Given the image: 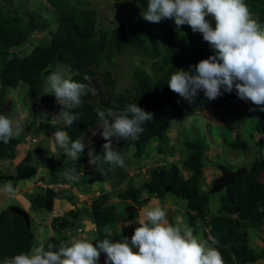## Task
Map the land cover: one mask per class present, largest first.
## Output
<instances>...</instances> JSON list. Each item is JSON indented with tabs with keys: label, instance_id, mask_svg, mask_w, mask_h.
<instances>
[{
	"label": "trees",
	"instance_id": "trees-1",
	"mask_svg": "<svg viewBox=\"0 0 264 264\" xmlns=\"http://www.w3.org/2000/svg\"><path fill=\"white\" fill-rule=\"evenodd\" d=\"M132 1L137 7L125 11L126 22H120L111 30H107L100 28V23L96 20L97 11L89 8L83 0H46L44 4L38 0H0L1 88L15 89L19 84L23 85L26 89L33 91L31 97L33 99L36 93L34 90L40 87L45 75L52 72L55 67H62L70 75L69 78L86 84L91 89L81 97L82 103L78 107L70 109L80 118L70 127L60 121L62 130L69 134L71 140L81 137L87 128L98 125L96 109L111 108L113 111H122L130 103H136L143 110L153 113V119L142 125L144 130L135 140L143 138L161 124L162 114L173 111L186 101L168 88L167 82L170 76L179 69L190 71L191 66L213 54L208 47L196 48L192 40L180 37L177 30H183L185 25L177 28L174 21L170 19L160 22L161 37L154 30V23L147 22L141 15L146 8L147 0ZM245 2L252 15L260 23H264V0H245ZM26 3L31 5L34 3V5H30L29 10H26L23 8ZM35 33L44 34L39 39L45 40V43L34 44L27 48L28 41ZM186 39L195 47L193 51L184 47L183 43ZM21 48L29 49V51L21 55L22 50H19ZM123 53L137 54L151 61L150 68L153 76L151 78L145 71L135 68L131 74L129 87L118 92L113 90L115 81L111 73L108 70H100V66L106 64L109 68L114 67L113 63ZM101 86L103 89L100 88ZM93 90L98 91L95 96L92 94ZM102 92L103 97H101ZM222 93L223 96L215 103L216 109L225 103L227 98L238 97L235 89L231 93H225L222 89ZM1 95L0 93V114H4V100ZM252 106L256 108V112L254 120L253 117H249L254 122L247 136L248 140L237 130L233 134L228 130L229 142L224 139L222 141L231 150L237 149L244 152L248 148V142H252L257 148L261 146L254 142L253 136L256 134L264 137V111L260 110L262 106L254 104ZM44 107L45 113L52 112L56 116L62 110L60 105L54 103L51 94L46 96ZM30 115L32 119L36 118L32 111ZM30 122L29 127L24 128L26 133L31 132L33 128V121ZM166 128L167 126L162 128L161 134ZM116 140L118 145L126 141L131 144L134 141L122 138ZM105 142L102 137L99 140H93L92 151L102 155V145ZM17 144L16 138H12L8 144L0 142V160L12 159ZM183 145L185 150L180 156L179 163L182 168L190 171L188 179L180 180L173 164L164 168H154L149 171V180L142 183L140 187H128L116 193L115 197L119 201H128V204H122L123 207L126 205L127 209L122 208L118 212V207L103 201L91 205L86 212L89 222L95 226L96 234L88 240L94 245L97 240L105 238L113 242L122 240L125 238L123 230L121 226L119 228L115 226L119 222H129L139 216L142 211L140 192L145 191L148 198L152 196L162 198L164 189L167 188L169 194L184 202L185 225L193 230V235L204 240L212 236L218 241L213 246L222 254L224 264H254L259 260V255L252 249L247 231L264 226V158L252 160L247 164L246 172L242 176L234 179L230 185L218 193V205L214 212L210 213L208 191H202L200 188L202 169L205 164L204 151L208 148L207 140L197 135L191 140L187 139ZM113 147L115 148L116 145ZM139 148L135 150L134 158L141 160ZM61 151L64 154L60 155L58 163L52 164L47 161L52 173L58 171V166L62 165L61 160L64 159L65 152L63 149ZM34 153L27 151L24 157L14 165L16 174L32 166L31 157ZM38 155L44 156L41 153ZM86 159H88L87 153L82 152L79 159L73 161V166L78 168L79 164L84 163ZM66 163L71 162L67 160ZM111 171L109 166V172ZM114 173L111 178L118 175V171ZM39 191L28 198L31 206L35 209L49 210L53 195L44 194L42 189ZM133 205H136V208ZM69 216L74 219L76 215L70 211ZM58 220L53 218L50 222L54 235L43 242L46 250L49 244L58 248L62 242L67 241L59 232V227L63 225L61 222L58 223ZM106 228L109 229L108 232H105ZM134 229L132 228L131 235L127 237L129 240ZM37 243L38 239L31 234L30 228L26 229L18 215L8 212L7 208L0 211V264H3L5 258L30 252L34 246H38ZM105 255L101 253L100 257ZM98 262L99 260L97 264Z\"/></svg>",
	"mask_w": 264,
	"mask_h": 264
},
{
	"label": "clouds",
	"instance_id": "clouds-1",
	"mask_svg": "<svg viewBox=\"0 0 264 264\" xmlns=\"http://www.w3.org/2000/svg\"><path fill=\"white\" fill-rule=\"evenodd\" d=\"M141 15L144 20L150 23H160L165 19H170L174 21L177 28L188 25L193 33L198 32L202 34L203 40L209 44L214 52L209 58L203 59L198 64L191 66L190 71H185L183 69L176 70L167 82L168 88L172 92L189 102L194 101L199 93L203 92L204 97L209 101L213 100L212 105H214L223 96L222 89L225 93H231L235 89V94L239 99L233 101L231 99L237 97L227 98L226 102H240L241 100L250 101V108H248V111L252 112V117L256 112V108H254L252 104L262 106L260 110L264 111V23H260L253 17L245 0H147L146 8L142 11ZM209 16L215 21L214 28L211 22L206 19V17ZM60 68L62 70L64 69L62 67ZM55 69L57 70L55 71ZM45 77L46 94L36 92L34 98L29 100L30 106L28 109L36 115L33 121V128L35 129L37 125H40L41 129L39 132H47V134L35 133V135L31 137V132L26 133L24 131L26 126H22L19 121L10 119L6 114H0V142L8 144L12 138H15L13 136L21 133L23 141H27V143H25L26 147H24L23 150H26L29 144L31 146L27 148V151L32 148L29 152H35V155L32 154L31 157V167L35 169L34 174L36 173V168L39 169V165H36L32 160L39 157L37 153L39 152V147L44 149L49 146L52 148L50 152L44 149L47 155L52 153L56 155V160L51 156L52 162L49 161V163L52 164L58 163L60 155L63 153L61 149H63L65 154L70 158L64 156L61 163L64 162L67 165L68 163H66V161L69 160L71 162L70 169L65 170L62 174L63 181L61 182H48L43 184L39 176L37 181H33L25 188L28 190L31 186H34L33 188L42 189L44 194L53 195L49 210L38 209L48 212L47 214L49 215V217L45 218L47 220V223H45L47 226L43 225L45 229V238L37 237L38 246H34L30 252H22L10 258H5L3 264H97L98 260V264H224L222 254L213 246L218 243L214 237L209 236L207 240L197 238L193 235V230L182 223L180 217H177L174 223H170L167 219L166 212L169 213L177 210H175L173 206H168L166 204L155 206L151 203L152 205L145 206V201L152 202V198H157L156 196L146 197L145 191L140 192V209H142V211L139 216L129 222H122L127 224L131 229L133 228V221L137 220L138 226L134 225V233L130 240L127 237L131 235L132 231L126 234L124 230L125 238L120 241L113 242L111 239L105 238L103 240H97L94 245L92 241L88 240V238H92V236L96 234V230L94 224L89 222L88 213L86 211L90 209L91 205L98 201L109 203V197H105L106 193L99 190H95L94 193H89L87 189L82 192L78 191L76 186H72L68 183L66 185L63 184L64 180L78 182L82 175H87L90 180L89 183H91L93 177H101L102 175L101 170V174L98 176H90V174L93 175L94 166L100 161H103L109 166L116 165L124 167V158L117 148H128L132 145L131 147L137 150L143 143L140 144L138 148H135L133 142L137 141L135 139L143 132L144 129L142 125L153 119V113L143 110L138 107L136 103L127 104L122 111H113L111 108L107 110L98 108L96 109L98 125L87 128L81 137L76 140H71L69 134L62 130L60 121H62L65 126L70 127L80 118L79 115L73 114L70 109L78 107L82 103L81 97L86 95L91 89H89L86 84L76 82L66 77L65 73L56 67L48 75H45ZM50 94L53 96L54 103L60 105L62 108L57 116L52 112L45 113V98ZM217 97L220 98L218 99ZM4 106L3 108L6 112L7 109H10L11 102H4ZM203 107L204 106L196 107L199 109L194 111L204 110ZM204 108H210V106ZM20 115L22 117L24 113H20ZM35 122L38 123L35 124ZM89 130H96L100 137L87 136L88 138L86 140L88 143L89 141L91 142L92 148L90 151L85 152L88 155V159L84 161L82 171L79 172L77 168L73 166V161L78 160L80 154L84 152L85 143L82 140L85 134H88ZM229 132L231 133V131ZM26 135L30 138L26 137ZM255 136L257 135L254 134L253 139ZM101 137L106 142L102 145L103 154L98 155L92 151L93 140H99ZM27 138L32 142L28 143L29 141ZM113 138L132 139L134 141H132L131 144L129 141H126L129 142V145L124 147L125 142L122 145H118L117 140H113ZM112 141H115V143L113 144ZM23 145L24 143L22 146ZM113 145H116V147L114 148ZM232 151H235V156H240V154L246 152L237 149ZM14 153L15 152H13L12 159L0 160V166L3 163L12 162L15 159ZM151 157L152 156H150L149 160ZM159 158L160 156H158L157 159ZM157 159L155 158V160ZM149 160L141 159L135 163V166H125L123 173H127L125 174L126 178L119 181L114 188L110 189L115 190L121 188V186H117L124 184L126 179L128 180L130 177H135L134 175L136 174L135 178L138 179L140 176L138 173L141 172L140 174H143L144 170H147L145 174L146 177L141 180L138 179L140 185L137 186L140 187L142 183L149 180V171L151 169L164 168L169 164L175 165L180 180H186L190 176V171L182 168L180 164L178 165L179 167H177L176 163H171L167 160V164L161 163L149 166ZM144 161H148V163L143 165V170L137 169L136 167ZM16 163H14V165H16ZM14 165L11 166L14 173L7 174L6 176L18 175L14 170ZM60 166L61 168L59 169ZM210 166L218 172L217 176L209 179V181L211 180L210 187L212 181L221 175L217 166H222L230 171H235L238 168H245L246 170V166L237 167L236 169H229L221 164ZM132 168L134 169L132 170ZM180 168L184 171L180 170ZM58 169L62 171L63 166L59 165ZM108 173L110 179L109 167ZM0 176L1 179H5L6 177L3 176L1 172ZM53 177L55 178V176ZM100 177H98L96 182H103L99 181ZM12 181H4L0 184V196L12 199L15 197L16 193L21 192L26 194L28 192L25 191L24 188L17 191ZM206 186L204 185L203 167L202 181L200 183L201 190L205 191ZM166 189L167 188L164 189V194L168 193V189ZM32 194L35 193H29V197H31ZM60 196H63L67 203L62 205L63 210H53L55 203L62 201ZM73 197L76 198V202ZM119 202L128 204V201ZM122 204L123 203H121V205ZM126 207L125 205L123 208L127 209ZM133 207L136 208V205H133ZM183 208L185 209L184 206ZM70 211L75 213L76 216L74 219L70 218ZM184 212H182V214ZM27 216L29 225L26 229H29L30 218L28 214ZM53 218H58V223H62L63 226L59 227V232L67 241L62 242L58 248L55 245L49 244L46 250L43 246V242L54 235L50 225ZM80 218L85 220L84 223L86 225H90V230H88V227L83 229L77 224L76 221ZM63 220L66 221L62 222ZM119 224H121V222H119ZM120 228L122 230V227ZM108 231L109 229L106 228L105 232ZM101 253L106 255L100 257Z\"/></svg>",
	"mask_w": 264,
	"mask_h": 264
},
{
	"label": "rangeland",
	"instance_id": "rangeland-1",
	"mask_svg": "<svg viewBox=\"0 0 264 264\" xmlns=\"http://www.w3.org/2000/svg\"><path fill=\"white\" fill-rule=\"evenodd\" d=\"M38 1H40L42 4L46 3V0H38ZM83 1L86 3V5L89 8H93L94 10L97 11L98 16L96 20L98 23H100L99 24L100 28L107 30H111L120 22H126L125 15L127 14H125V11L127 9H135L137 7L132 0L119 1V2L104 1V0H83ZM30 5L31 3H26L24 4L23 8L29 10ZM33 5L34 3H32L31 6ZM206 19H208L211 22L212 27L214 28L215 21L212 20L210 16L206 17ZM154 30L156 31L157 34L161 35L162 37V26L160 23H154ZM177 31L180 37L182 38L187 37L188 39L192 40V43L196 45V48L208 47L211 50L212 54H214L209 44L203 40L202 34L198 32L193 33L188 25H185L183 27V30H177ZM42 35L44 34L41 33L33 34L31 39L28 41L27 48L34 44L45 43V40L41 41L39 39ZM183 45L187 50L193 51L195 49V47L189 44L187 39L184 41ZM19 50H22L21 55L26 54L29 51V49H25V48H21ZM115 62L113 63L114 67L112 68H109V66H107L106 64H102L100 66V70H108L111 73L115 81L113 88V90L115 91L119 92L122 89L129 87L131 74L135 68H139L145 71L147 75L151 78L153 76V73L151 72L150 69L151 61L142 58L140 55L123 53V55L117 58ZM56 68L63 71L66 77H70L65 69L62 70L60 67H56ZM56 70L57 69H55V71ZM45 88H46V77L43 80L40 87L34 90V92H39L41 94L45 93ZM100 88L103 89L102 86ZM32 92L33 91L31 89L28 90L26 89L25 86L20 84L15 89L1 88L0 85V93L2 94L1 95L2 99L3 100L5 99L4 102L6 103L11 102L10 109H7V111L4 114H6L10 119L14 121H19L22 124V126L29 127V123H31L30 121H34V119L31 118L32 115H30V111L28 109V107L30 106L29 100H31V97L33 96ZM103 92L101 97L104 96ZM92 93L95 96L96 93H98V91L93 90ZM249 105H250V101L241 100L240 102H225L218 109H216L215 104L210 106V108L203 107L204 110H200V111H193L192 109L187 108L185 111H183L179 119L172 120L167 125L165 133L163 132L161 134L160 139L151 138L146 143H143L144 145L140 147V159L149 160L150 156H152L151 159L149 160L150 163L149 166L161 164V163L167 164V160H169V162L176 163L177 167H179L178 165L180 164L179 163L180 156L183 155V150H185L183 143L187 139L191 140L195 138L197 135L202 136L204 140L205 139L207 140L208 143V148H206V150L204 151V157H205L204 185L206 186L211 177L218 175V172H216L214 168L211 167L210 165L216 166L221 164L229 169H236L237 167L247 166V164H249L252 160L254 161L259 157L264 158V137L262 138L259 135L254 137L255 140L254 142L256 144L257 143L261 144V146L257 148L255 144L249 142L248 150L245 153L240 154V156H235L234 153L235 151H232L228 145L222 143L223 139L227 140L228 142L230 140V136H228L229 135L228 130L231 131L232 134L235 132V130H237V132L244 137H247L249 135V131L253 124L252 122H254L251 121V119L249 118L252 117V112L248 111V108H250ZM20 113H24V116L21 117ZM254 119L255 118L253 116V120ZM37 123L38 122H35V124ZM40 129H41L40 125H37L35 129L32 128L30 136L31 137L34 136L35 133L42 134L43 132L42 133L39 132ZM45 133L47 134V132H44L43 134ZM88 135L93 137H97V136L100 137V135L97 134L96 130H89L88 134H85L82 140L85 143L84 152L90 151L92 148L91 142L89 141L88 143V141L86 140L88 138L87 137ZM13 137L17 138L18 144L22 145L24 143V145L21 147L22 149L26 147L25 143H27V141L26 140L23 141V136L21 135V133ZM26 137L29 136L26 135ZM27 140L29 141L28 143L32 142L28 138ZM112 143L114 144L115 141H112ZM30 146L31 145L28 144L27 148H29ZM27 148L26 150H23L22 154L17 158V160L15 158L12 162L9 163L2 162L3 164H1L0 166V172L3 174V176L14 173V171L11 169V166H13L14 163H16L24 156L25 154L24 152L27 151ZM44 149H47V151L49 152L52 150V148L49 146ZM44 149L39 147V152H37V153L41 152V154L44 156L42 157L39 156L32 160L33 162L36 163V165H39V169L36 168V173L32 175L29 179L12 181L13 186L17 189V191L22 190V188L25 189L33 181H37L39 176L41 177V182L43 184L48 182L55 183V182L63 181L62 174L65 172V170L70 169V164L66 165L63 162L62 171L59 170L61 168L60 166L59 169H57L58 171L52 173L51 168H48L49 163L47 161L52 162L51 156H53V159L56 160V155L55 154L53 155V153L47 155ZM30 150H32V148ZM117 150L124 158V167L135 166V163L139 161L138 159L134 158L135 150L131 146L122 149L118 147ZM14 152H15L14 154L16 155L17 153H19V150L16 148L14 149ZM65 156L67 158H70L66 154ZM158 156H160L159 159H157ZM155 158L157 160H155ZM103 163L104 162L101 161L98 162L94 166L95 169L93 170V175L90 174V176L93 177L95 176V174L97 176L101 174V170L103 169V165H104ZM147 163L148 161L141 162V164L136 168L139 170H143L142 169L143 165ZM82 165L83 163L79 164L77 171L79 172L82 171ZM124 167L110 165V171L111 170L118 171V175L117 176L115 175L116 177L111 178L112 175L114 176L115 174L114 171H111L110 172L111 179H108L103 182L93 181L89 183L88 176L82 175L79 178L78 182L64 180L63 184L66 185L68 183L72 186H76L77 190L81 192L86 189L89 193H94L95 190L102 191L106 193L105 197H109L108 200L109 203H112L116 208L118 207L117 211L119 212L123 208V205H121V203L125 204V202H119L116 199L115 195L117 191L121 189H126L128 187L137 188L138 187L137 185H140L138 183V179L141 180L142 178H145L146 177L145 174L147 171L144 170L143 173L144 175L140 174L141 172L138 173L140 175L138 179L135 178L137 174L134 175L135 177H130L128 180L126 179V182L124 184L117 186V187L121 186V188L119 189H115V190L110 189V188H114L119 181L126 178L125 174L127 173L126 172L123 173ZM133 169L134 168H132V170ZM180 170L184 171L181 168ZM53 176H55V178ZM4 181H10V180H5L4 178H2L0 179V184H2ZM210 182L211 180L209 181V184L205 188V190L207 189V191L209 190ZM33 187L34 186H31V188H29L28 190L25 189V191H28L26 194L21 192L16 193L15 197L12 199H8L5 198L4 196H0V211L4 208H7L10 205L20 207L23 211H25L29 215L31 234L36 238L37 237L45 238V234H44L45 229L43 225L47 226V224H45L47 223V220L45 218L49 217V215L47 214L48 212H45L44 210L33 209V207L31 206L30 200L28 199L29 193L40 192L38 188H33ZM217 196L218 193L209 195L208 209L210 213L214 212V209H216L218 205ZM73 198L74 201L76 202L77 201L76 198L75 197ZM60 199L62 201L55 203L53 210H57V211L63 210L62 205L67 202L63 196H60ZM151 201L152 202L145 201L144 202L145 206L152 204H154L155 206H161L162 204L173 206L177 211H173L169 213L165 211L167 213L168 221L170 223H174L176 218L180 217L182 223L185 224L186 210L183 208L184 204L182 201L176 200L174 196L169 193H165L162 198H152ZM182 212L184 213L182 214ZM84 221L85 220L83 218H80L76 222L81 228L86 229V227H88L89 228L88 230H90V225H86ZM133 222L134 224L132 227L134 228V225H137V220ZM120 226L122 227V230H124L126 234L132 231V228L130 229L127 224H124L122 222L121 224H118L115 227L119 228ZM247 233L252 249L255 251L256 254L259 255V260L256 261L254 264H264V226H262L259 229H249Z\"/></svg>",
	"mask_w": 264,
	"mask_h": 264
},
{
	"label": "water",
	"instance_id": "water-1",
	"mask_svg": "<svg viewBox=\"0 0 264 264\" xmlns=\"http://www.w3.org/2000/svg\"><path fill=\"white\" fill-rule=\"evenodd\" d=\"M238 99L239 98L237 97L231 100L237 101ZM212 103H213V100L212 101L207 100V98L204 97L203 92H200L196 100L191 101V102L185 101L182 104L178 105L172 112L162 114V123L155 130L148 133L142 139L134 141L133 146L135 148H138L140 144L146 142L149 138H152V137L160 139V131L162 127L165 126L171 120L178 119L184 109L188 107L190 108H196V107H202V106L209 107L212 105ZM128 145H129V142H125L124 147ZM108 167L109 165L104 163L103 169H102V175L99 178V181H106L109 179ZM217 169L220 171L221 175L220 177L212 181L209 194H215V193L220 192L221 190H223V188L229 185L234 179L242 176L246 171L245 168H238L235 171H230V170L223 168L222 166H217ZM34 172H35L34 167H31L30 169H28L27 171L21 174L14 175V176L12 175L6 176L5 179L10 180V181L12 180L19 181V180L29 178L31 175L34 174ZM7 211L15 215H18L23 220L25 227L28 228V225H29L28 216L21 208L17 206H9L7 208Z\"/></svg>",
	"mask_w": 264,
	"mask_h": 264
},
{
	"label": "crops",
	"instance_id": "crops-1",
	"mask_svg": "<svg viewBox=\"0 0 264 264\" xmlns=\"http://www.w3.org/2000/svg\"><path fill=\"white\" fill-rule=\"evenodd\" d=\"M21 147H22V145H20V144H18V146H16V148L19 150V153L16 154L15 157H14V158H16V160H17V158L22 154L21 151H22L23 149H22ZM16 148H15V149H16ZM20 148H21V149H20Z\"/></svg>",
	"mask_w": 264,
	"mask_h": 264
},
{
	"label": "flooded vegetation",
	"instance_id": "flooded-vegetation-1",
	"mask_svg": "<svg viewBox=\"0 0 264 264\" xmlns=\"http://www.w3.org/2000/svg\"><path fill=\"white\" fill-rule=\"evenodd\" d=\"M224 167H226V166H224ZM226 168H227V167H226ZM98 177H100V176H98ZM98 177L95 176V177H93V179H91V180H93V181L96 182V180H98ZM89 181H90V180H89ZM93 181H92V182H93Z\"/></svg>",
	"mask_w": 264,
	"mask_h": 264
},
{
	"label": "bare ground",
	"instance_id": "bare-ground-1",
	"mask_svg": "<svg viewBox=\"0 0 264 264\" xmlns=\"http://www.w3.org/2000/svg\"><path fill=\"white\" fill-rule=\"evenodd\" d=\"M140 149V148H139ZM96 175V174H95ZM111 179V178H110Z\"/></svg>",
	"mask_w": 264,
	"mask_h": 264
}]
</instances>
